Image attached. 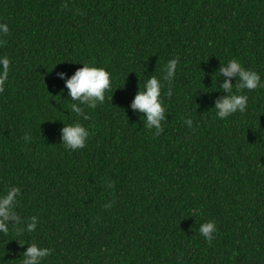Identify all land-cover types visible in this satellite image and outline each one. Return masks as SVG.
<instances>
[{
  "label": "trees",
  "instance_id": "16d2710c",
  "mask_svg": "<svg viewBox=\"0 0 264 264\" xmlns=\"http://www.w3.org/2000/svg\"><path fill=\"white\" fill-rule=\"evenodd\" d=\"M0 23V193L20 187L17 213L38 220L20 235L9 222L0 264L30 243L52 250L41 264H264V87L242 90L244 113L213 108L221 63L264 82V0H0ZM175 57L156 136L130 105ZM81 62L111 78L87 120L57 75ZM76 121L89 137L69 151L60 129ZM209 220L211 242L197 231Z\"/></svg>",
  "mask_w": 264,
  "mask_h": 264
},
{
  "label": "clouds",
  "instance_id": "9594fccd",
  "mask_svg": "<svg viewBox=\"0 0 264 264\" xmlns=\"http://www.w3.org/2000/svg\"><path fill=\"white\" fill-rule=\"evenodd\" d=\"M8 32V25L0 23V36L7 35ZM178 63L179 57L169 59L164 66L162 77L147 76L143 87L141 88L139 85V89L130 105L131 109L142 114L140 118H143L141 120L144 128L155 129L153 135L156 136L163 131L162 122L166 120L165 106L161 96V89L164 86L163 81L171 84L176 75ZM80 64L83 66L78 68L70 77L64 72L57 75L64 80L67 96L72 101L71 112L75 113L77 117L82 116L84 120H87L88 116L84 112V108H95L97 104L104 103L105 92L111 87V78L110 73L103 67H97L87 62H81ZM9 65V58L0 56V84L7 79ZM217 74L222 78L219 87L223 89L224 95L215 99L213 108L216 110V117L221 120L234 113H244L246 111L248 97L242 94V90L251 91L257 87H264L260 74L253 69L244 67L237 58L221 63L213 76ZM233 78H235V84L232 82ZM166 95H172L171 88H169ZM183 122L189 128L192 127L193 121L191 118H186ZM63 124L64 126L60 129V138L64 148L69 151L84 148L89 137L88 129L79 121L68 124L63 122ZM23 139L27 141L30 137L25 134ZM20 195L21 188L15 185L0 193V233L9 231L10 221L13 222L11 228L16 229L17 235L24 232L31 233L36 230L38 223L36 216L22 218L16 211L17 198ZM105 207H110V205L106 204ZM197 214L198 210L194 209L192 215ZM216 230V223L213 220L201 223L197 229L199 234L208 242L215 238ZM27 245L26 250L20 254V264H41L52 253L50 248L41 247L38 243Z\"/></svg>",
  "mask_w": 264,
  "mask_h": 264
}]
</instances>
